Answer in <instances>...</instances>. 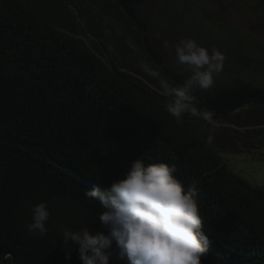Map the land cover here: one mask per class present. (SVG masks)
I'll use <instances>...</instances> for the list:
<instances>
[{
	"label": "trees",
	"instance_id": "obj_1",
	"mask_svg": "<svg viewBox=\"0 0 264 264\" xmlns=\"http://www.w3.org/2000/svg\"><path fill=\"white\" fill-rule=\"evenodd\" d=\"M182 1L67 0L66 22L51 0H0V264H69L63 230H103L102 209L84 192L109 187L138 157L175 164L177 177L199 188L212 241L202 264H264V188L221 156L264 147V85L216 76L211 89L195 92L203 115L177 122L141 67L175 85L188 77L154 45L165 19L150 9L181 10ZM251 1L264 20V0ZM204 32L232 60L263 66L239 35L231 44ZM103 47L130 82L114 73ZM41 202L51 214L43 238L26 231ZM70 251V264H81L76 247Z\"/></svg>",
	"mask_w": 264,
	"mask_h": 264
},
{
	"label": "clouds",
	"instance_id": "obj_2",
	"mask_svg": "<svg viewBox=\"0 0 264 264\" xmlns=\"http://www.w3.org/2000/svg\"><path fill=\"white\" fill-rule=\"evenodd\" d=\"M224 61L219 49L209 50L192 38H182L175 44V63L190 73L182 84H173L146 65L141 67L157 79L161 94L168 98L165 110L182 122L185 114L203 115L196 108L195 92L213 87ZM176 173L175 164L138 157L109 187L94 185L86 190L84 196L102 209L98 220L103 230L65 228V260L70 264V249L75 246L81 264H202L212 241L203 230L199 188L195 182L185 185ZM31 212L26 231L43 238L51 215L47 202L33 205Z\"/></svg>",
	"mask_w": 264,
	"mask_h": 264
},
{
	"label": "rangeland",
	"instance_id": "obj_3",
	"mask_svg": "<svg viewBox=\"0 0 264 264\" xmlns=\"http://www.w3.org/2000/svg\"><path fill=\"white\" fill-rule=\"evenodd\" d=\"M51 1L54 12L69 22L67 0ZM180 7L181 10L177 6H172L173 10L162 12L157 5L150 6L159 18L165 19L164 26L154 30L153 43L176 70L190 75L184 66L175 63V44L182 38H192L201 46L209 50L219 49L225 55L223 71L218 75L219 78L239 75L253 83L264 85V69L262 70L264 60L263 66H252L249 69L246 66L247 63L242 64L229 58L222 47L215 40L211 41L210 35L204 32V29L209 33L211 31L217 35L219 42L223 43L226 40L231 44L234 41L230 35H239L244 39V47L251 48L254 55L264 59V51L258 45L260 43L264 46V20L261 21L258 18L259 12L254 8L251 0H185L182 1ZM190 8L193 9L191 16L182 15V12L185 13ZM186 17L190 21L185 19ZM196 17L197 21L203 25V29L200 28V22L195 20ZM74 29L76 33H79L77 28ZM78 37L91 45L88 37L82 35ZM91 47L96 48L97 46L92 45ZM221 156L233 173L252 185L264 188V147H259L252 153L247 151L223 152Z\"/></svg>",
	"mask_w": 264,
	"mask_h": 264
},
{
	"label": "water",
	"instance_id": "obj_4",
	"mask_svg": "<svg viewBox=\"0 0 264 264\" xmlns=\"http://www.w3.org/2000/svg\"><path fill=\"white\" fill-rule=\"evenodd\" d=\"M103 48H104V51H105V53H106V56H107V57L109 58V60H110V64H111V67H112L114 73H115L117 76H119V77H121L122 79H124L125 81L130 82V81L125 77V75L122 73V71H120L119 68H118V67L115 65V63L112 61V59L110 58V55H109V53H108V50H107L105 47H103Z\"/></svg>",
	"mask_w": 264,
	"mask_h": 264
}]
</instances>
